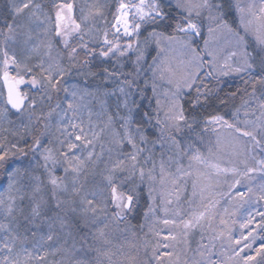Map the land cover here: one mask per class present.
Masks as SVG:
<instances>
[{
  "label": "snow or ice",
  "instance_id": "1",
  "mask_svg": "<svg viewBox=\"0 0 264 264\" xmlns=\"http://www.w3.org/2000/svg\"><path fill=\"white\" fill-rule=\"evenodd\" d=\"M59 9L55 13V36L60 38L65 48H70L69 62L74 66L77 56V48L72 47L69 42V37L74 32H79L81 24L72 20L71 3H61L56 5ZM65 9L67 11H65ZM168 9V10H166ZM41 5L34 0H19L11 4L10 15L11 21L5 19L3 27H0V36L5 41H13L17 44H22L25 48L26 60H18L15 54H9L6 48H0L3 52L2 66H0V79L3 81V88L7 91V105L15 109L17 113L29 111L30 124L25 125L24 135H30L32 142L29 144L25 140L27 151L18 143H13L11 148L16 149L21 155L26 156L28 152L33 155L38 154L42 164L38 166L43 169L42 174H35L29 169H21L20 167H7L10 163V153L7 148L0 145V170H3L7 175L8 190L3 195H0V212L5 218L9 219V223H0V232L5 233L0 237V264H25L31 259L43 260L44 255L41 254L37 245H33L36 249L27 247L28 235L31 231L32 236L37 235V230L47 227L48 233L41 236L44 242L53 241L57 226L60 233L66 234L69 238L73 237V229L80 233L79 251L94 252L93 259L70 257L68 264H164L163 256H171L172 253L158 252L155 248L152 251V259L141 261L137 253L132 252H113L110 248L112 241L109 234L104 230L108 224H104V228L98 227L97 218L108 210V198L105 197L103 203H98V197L105 190V186H100L99 190L94 187L88 190L85 187L86 180L82 182V177L86 178L89 164L94 163L93 157L96 156L94 149L89 150L86 156L78 155L74 149L81 146L89 148L94 145V140L97 133H92L90 139L88 133L81 124H76L69 121L73 129L79 128L78 132H69L67 127L64 128L63 134L65 139L60 140V148L55 152L50 147H45L41 137L45 132L41 130L50 127L48 117L52 112L46 115L41 113L40 116H35L34 123L37 125L33 131L31 124L32 117L36 112L37 102L33 99L29 102L27 93L21 91L20 86L25 83H30L33 88L38 85L43 87L46 92H49L48 99L51 100L50 92H58L61 87V80L66 74V70L60 67L49 64L44 66L43 60L39 63L30 65L27 60L32 59V53H38L39 46H33L30 51L27 50V45L32 39L31 30L22 31L26 26L33 22V18L39 21L41 25L51 24V18L45 14L44 19L40 18ZM205 13L207 15L205 16ZM96 16L103 17V13L99 7H96ZM89 15H93L92 12ZM194 17L203 18L208 21V37L204 36L201 22H198ZM87 18V17H86ZM115 23L111 25L115 29L116 36L114 39L117 43L113 44L109 39L108 32L105 31L103 45H106V50L102 48L100 56L108 58L110 54L126 56L128 53L135 51L137 53L134 61V72L138 75L141 71V61L144 59V47L135 39H129L127 47L120 46V35L129 38H135L142 35V29L148 30V26L152 30L145 37V45L152 42L155 43L158 49L157 56L153 58L154 62L149 65V69L153 74L152 91L156 97V116L155 124L152 125L159 135L157 140L152 142L151 148L147 147V135L141 131L140 126H137V132L134 134L131 127L136 121L132 117V108L129 106L127 94L124 87L119 91L125 94L123 107L128 109L127 115L119 114V119L122 120L121 127L124 129L123 134L114 133V143L121 153L126 151L125 144L131 146L132 151L128 152L125 159L117 157L116 161L108 168L107 172L102 174V180L106 182V188L111 191V204L115 211L112 213V220H126L128 213L132 212L137 206L138 190L137 186L133 185L127 192L119 191L116 181L132 180V177L139 175L140 181L145 179L150 181L149 184V205L145 212V217L151 213L156 215L155 206V183L157 180L161 185L171 183L177 184V181L185 176L192 175L194 166L195 171L200 175H205L209 179L218 178L220 174L232 173L233 176H244L251 179L250 173L260 171L264 173V159L258 160L259 169L245 167L243 171L236 167H222L218 159L212 155V148L209 147L208 154L205 155L200 148V143L205 135L214 133L217 135V143H219V133L217 126L228 128L235 134V138L239 140L241 137H247L254 141L257 146L262 144L261 139H257V129L264 133V93H261L260 98H256L255 84L258 82L264 85V0H119L116 8V13L113 16ZM69 24L71 29L69 30ZM50 30V29H49ZM19 37H23L20 40ZM223 38L227 45L228 55L223 64H220L217 51L213 50L214 46L210 44V40H218ZM80 47L87 48V44L83 42V35L80 37ZM199 39H203L204 47H199ZM178 45L179 50L186 55V59H181L174 67L167 60L160 58V52L167 51L173 46ZM51 48V43L48 45ZM218 47V45H217ZM210 57V59H208ZM235 58V59H234ZM205 65H208L205 68ZM16 68L15 74H12V68ZM34 68L40 69L38 79L32 75L30 79H26V73H32ZM23 69V71H21ZM258 69V70H257ZM229 73H244L247 75L245 84H252L253 91L248 93L249 96L257 99L259 115H256L255 120L239 119L240 109H237L232 114V120L225 118L220 114H203L197 115V109L204 110L207 108V101L212 95V90L208 88V78H215L219 75H228ZM109 75H116L110 73ZM129 75H132L129 73ZM161 80H166L170 86L168 92L164 93L167 103H162L158 86L156 85V77ZM197 81L200 83L198 84ZM136 81L125 79L123 84L129 89ZM147 86V81H145ZM187 89V91H185ZM195 90L197 95L189 102L191 114H187L185 106L181 102L182 96H189ZM65 92H69L68 88H64ZM143 92V90H141ZM2 95V91H0ZM71 96L76 97L77 93L72 91ZM234 95V94H233ZM203 101V103H202ZM223 103V101H221ZM136 105V101H132ZM60 107L59 104L56 106ZM139 107V105H137ZM68 110H72L75 115V107L72 101L68 103ZM52 111H55L53 109ZM257 109L251 104L245 102L244 114L248 117L250 114L255 115ZM8 109H3V114L7 118ZM161 112L163 115H161ZM67 111L61 109L58 116L63 119ZM44 120H41V117ZM145 119L150 124L153 117L149 113L144 114ZM113 122V118L109 117V123ZM143 123V121L141 122ZM241 123L244 125L241 127ZM59 126V121H58ZM188 130V135L185 136L184 130ZM197 129H200L197 132ZM39 133V134H37ZM17 133L13 132V135ZM139 135L140 143L136 141V135ZM192 134H195L192 135ZM22 135L21 138H24ZM74 137V140L72 139ZM80 143H76V142ZM159 142V146H157ZM247 142V141H246ZM66 145L68 151L65 152ZM165 145L167 151L172 153L165 159ZM147 151L148 155H143ZM160 153L158 162L159 172L157 173V161L155 154ZM15 155V153H12ZM143 158V163H141ZM184 159H187L188 165L185 167ZM131 161L128 164L127 161ZM149 163L151 167H148ZM175 165V172L170 171L171 166ZM63 168L64 175L57 174V168ZM125 173L128 175L123 178L118 177L117 173ZM28 177V183H20L19 178ZM239 179H235L231 187L240 184ZM19 184V186H17ZM195 189V184H193ZM176 200L179 201V188L176 189ZM253 189L248 187L247 192L237 191L236 195L243 198L252 193ZM195 192L193 193V195ZM25 199L28 203L24 204ZM258 200H264V183L260 185ZM17 200L20 203H17ZM166 205H172L173 200L167 199L163 201ZM217 201H212L209 204L202 205L203 211L193 210L187 213L186 217L180 208H176L175 216L180 219L164 218L162 223L165 225H175L183 228V235L188 234L197 229L203 228L204 221H208V227L212 228L214 219L212 209L215 208ZM189 204L192 201L189 200ZM170 209L165 207L163 211L168 212ZM51 213V215H49ZM91 214V216H89ZM261 217L260 226L264 227V212L258 213ZM79 220L84 221V227H88L89 231L85 232ZM23 223H21V219ZM93 221L91 226L87 225V221ZM107 219V217H105ZM221 223H225L221 219ZM253 223L249 219L247 223L241 224L242 228H248ZM23 227L24 232L19 229ZM93 229H95L93 231ZM230 231V230H229ZM255 228L249 230L248 235L244 236V241L236 239L234 242L239 246V250L233 249L232 255L228 257L229 261L234 264H264V244L258 248L253 247V241L248 239ZM225 237V232L220 231L218 234L210 237L211 240H218ZM167 239V237H166ZM175 239V237H173ZM229 243L233 238L227 236ZM66 242V241H65ZM17 244L20 245L17 251ZM76 244L72 245L75 249ZM161 247L167 248V244H162ZM201 248L208 251V258L202 262H193V264H222V262L212 260L211 249L209 245L201 244ZM214 247V245H213ZM247 250V251H246ZM242 253H244L242 255ZM204 256V252L198 253ZM123 257L120 259L119 257ZM179 260V257H177ZM184 264H188L187 261Z\"/></svg>",
  "mask_w": 264,
  "mask_h": 264
},
{
  "label": "trees",
  "instance_id": "2",
  "mask_svg": "<svg viewBox=\"0 0 264 264\" xmlns=\"http://www.w3.org/2000/svg\"><path fill=\"white\" fill-rule=\"evenodd\" d=\"M14 2H19V0H0V27H3L5 19L11 21L10 9L11 4ZM40 2H45L46 4L42 5V10L46 12L45 14L50 15L53 12V9L56 5L61 3H74L75 12L74 17L77 22L83 24V34H84V41H88L87 50H89L91 56H95L99 47V39L103 33V31L107 29H111V25L113 22V16L116 13L117 8V0H40ZM173 2H175L173 0ZM243 2H248V0H243ZM37 3V2H36ZM99 7L103 13V17L96 16L95 9ZM86 9H93V15H89V21L84 23L82 17L86 15L88 12H85ZM168 10V9H166ZM201 23L204 25L203 32L204 36L207 35V25L208 21L206 19L201 18ZM112 30V29H111ZM152 30L151 26H148V30L145 31L142 29V35L138 37V42L142 47L147 49V53L145 54V60L141 63V71L137 75L134 72L133 64V57L134 56H127L124 58L119 59L116 63L114 61H107L104 62L103 65H97L96 57H89L84 51H79V56L76 57L74 62V66L70 65L69 62V50H65L63 52L60 51V47L58 43L55 45L56 50L61 58V64L63 68L66 70V74L63 76L61 80V87L62 85L67 86L71 84L77 85L79 88H89L92 86H97L100 88H112L117 87L120 82L115 78L109 76L110 73L116 74H124L127 76L128 79L135 80L136 83L134 84L137 89V93H130L131 96V106L134 110H136L138 117H141L140 121H136L131 127V131L136 134L137 126L139 125L141 131H143L147 135L148 144L147 147L151 148L152 142L157 140V136L159 133L157 130L152 127L155 124L154 117L156 116V97L152 91V82L151 79V70L149 69V65H152L154 60L153 58L157 56V48L156 46L152 45V43L145 45V37L148 36V32ZM47 37L53 41V32L52 30L47 34ZM3 37L0 36V44L2 43ZM200 42H203V39H199ZM198 41V42H199ZM53 57V56H52ZM168 57V54L160 52V58L164 60ZM51 59V58H50ZM49 60V59H48ZM86 60L87 64L83 61ZM258 70V69H257ZM131 73L132 75H129ZM218 79V76L215 78H210L208 80V88L212 90V95L209 97L207 101V108L204 110L197 109V115L207 114H220L225 116V118L232 120V114L237 110L240 109L239 119L243 121L244 119H251L255 120L256 115H259L257 99L249 96L248 93L253 91L252 84H245L244 81L247 79V75L244 73L236 74V73H229L227 76H222V88L218 89V86L215 80ZM152 80V81H151ZM145 81H147V86H145ZM105 83V85H104ZM109 83V84H108ZM199 84V81H197ZM157 84V80H156ZM159 84V85H158ZM157 86L159 89L160 97L163 99V95L161 92H168L170 87L169 84H166V88H163V84L158 82ZM161 85V86H160ZM160 87V88H159ZM256 88V98L261 97V93H264V85L260 83L255 84ZM143 90V92H141ZM161 90V91H160ZM174 90V87H173ZM186 90V89H185ZM234 94V95H233ZM197 95L195 90H192L189 96H182L181 102L185 106V111L187 114H191L190 110V101ZM2 95H0V110L2 113L3 109L8 107L4 104L2 100ZM52 103L58 101V97H53ZM136 101V105L132 104V101ZM223 101V103H221ZM61 102V99L59 100ZM150 102L151 109L146 107V103ZM245 102H248L252 105L253 108H256L255 115H249L248 117L244 114V106ZM46 104L45 108L48 107L47 102H43ZM203 103V101H202ZM37 104H39V100H37ZM139 105V107H137ZM38 110V109H37ZM145 113H149L153 119L149 124L144 117ZM1 115V114H0ZM7 115L10 118H7L6 123L1 122V130H0V142L9 150L10 155L15 153L14 156L20 155L16 149L11 148L13 143H18L21 147H23L22 135L25 133L24 126L27 125V122L22 121L21 119L17 118L18 114L11 112L8 109ZM161 115L162 112H161ZM244 125L241 123V127ZM200 129H197L199 132ZM13 132L17 133L13 135ZM219 133V143H217V135L214 133H209L204 136L203 141L200 143V148L204 152L205 155L208 154L209 147L212 148L213 152L212 155L214 158L218 159V162H222L223 165L227 166H235L240 170H244L245 167L255 168V161L251 157L252 155L249 153V141L247 137H241L239 140L235 138V134H232V130L228 128H222L218 130ZM185 136L188 135V130H184ZM257 139L262 140L261 146L264 148V133L260 132L257 129ZM195 136V134H192ZM26 135H24V138ZM29 139V138H28ZM27 139V142H28ZM136 141L139 144L140 138L139 135H136ZM247 141V142H246ZM25 145V144H24ZM128 146V145H127ZM157 146H159V142H157ZM25 151L27 150L26 145L24 146ZM125 154L123 159L126 157L129 151H132L131 146L126 148L125 145ZM255 155H260L259 151L255 149ZM172 153L167 151V145H165V159H167L168 155ZM143 155H148L147 151ZM155 158L157 161V168L158 162L160 159V153L157 152L155 154ZM28 160V158H26ZM113 161H111L112 163ZM141 163H143V158H141ZM108 165V164H107ZM184 165L187 167L188 161L184 159ZM148 167H151L149 163ZM199 166H194L192 170V175L185 176L177 181L178 184H182L186 188V201L192 199H196V194L193 193L200 191L201 186L203 188L208 186V190L212 191L211 197L216 194H222V201L219 203V208L217 214L214 216V220L212 222V228H198L196 229L190 237L189 240V250L188 254L186 255V261L188 264H193V262H202L208 258V251L204 248H201V244L209 245L211 249V259L215 261L222 262V264H234L233 261H229L228 257L232 255V250L236 249L239 250V246L235 244V240L239 239L242 243H246L243 237L248 235L250 229L255 228V231H252L251 236L248 237L250 241H253V247L258 248L262 244H264V227L260 226L259 222L261 221V217L258 213L264 212V200H258L257 195L259 193L260 185L264 183V176L260 173H252L249 174L251 179L244 176H233V175H226L222 174L218 178L208 179L205 175H200L195 171V168ZM176 166L172 165L170 171L175 172ZM159 169H157V173ZM39 173V172H38ZM0 174H5L0 170ZM42 174V173H40ZM117 173L118 177L123 178L127 176L128 173ZM7 176V175H6ZM138 176V177H137ZM1 179V177H0ZM101 182V178H98ZM207 179L208 183L207 184ZM235 179H239L241 181L240 184L236 185L234 188L231 187ZM22 180V178H21ZM26 180V179H25ZM3 182V181H2ZM23 182V181H22ZM158 182V180H157ZM156 182V183H157ZM25 183V182H24ZM118 185V190L127 192L133 185L137 186L138 190V201L137 206L135 209L129 213L127 219L124 221H113L112 220V208L109 200V190L106 189V183H103L105 186V190L102 192L101 196L98 197L97 202L103 203L104 198H108V210L106 213H102L97 218L98 227L104 228V224L107 223L108 226L104 230L109 234V238L112 241L110 248L113 252H124L127 253L128 245L132 246V252L137 253L141 261L151 260L152 259V251L155 248L158 252L172 253L171 256H163L162 259L164 264H174L171 260L174 259L173 251L175 250V245L177 248H182V244L184 242L181 236V229L180 233L175 225L169 224L165 225L162 223L164 218H170V215L167 213L162 212L163 202L168 199V196L165 193L161 192V188H157L155 183V206H156V215L153 216L151 213L147 217H145V212L148 209L149 201V184L151 183L147 179L143 182L140 181L139 175L132 177L130 181H124L121 183V180L118 179L116 181ZM193 184H195V189L193 188ZM217 184L218 186H214ZM164 186V185H163ZM174 186L170 182L168 183L167 189ZM217 187V188H216ZM248 187L253 189L252 193L246 195L243 200L239 196L236 195L237 191L247 192ZM99 190V187H96ZM160 189V190H159ZM176 190L177 187H174ZM171 190V188L169 189ZM192 196V197H190ZM20 203V202H19ZM28 201L25 199L24 204H27ZM202 204V203H201ZM202 206V205H201ZM197 208V207H196ZM49 215H51L49 213ZM90 216V215H89ZM107 217V219H105ZM145 218V220H144ZM101 219V221H100ZM221 219L224 220L225 223H221ZM249 219H252L253 223L248 226V228H242L241 224L247 223ZM105 221V223L102 222ZM93 221H87V225L91 226ZM83 227L85 232L89 231L88 227H84V221L81 220L80 223ZM43 227L40 230H45ZM95 229H93L94 231ZM230 230V231H229ZM21 233L24 232V228L19 230ZM220 231L225 232V237L215 240L214 247L210 241V237L218 234ZM176 234V237L174 236ZM231 235L233 238L232 242L229 243L227 240V236ZM167 237V239H166ZM175 237V239H173ZM76 247L75 249L72 248L73 244L69 246V253H60V255H55L52 257L54 262L58 261V264H68L70 257L77 256V258H84V259H93L95 256L94 252H83L79 251V239L80 233H78L75 229H73V237ZM162 244H167L168 247L164 248L161 247ZM181 245V246H179ZM247 251V250H246ZM204 252L205 255L201 256L198 253ZM244 253H242L243 255ZM60 256V257H59ZM123 259V257H119ZM60 259V261H59ZM155 264V262H153ZM178 264V263H175ZM243 264V261L240 262Z\"/></svg>",
  "mask_w": 264,
  "mask_h": 264
},
{
  "label": "rangeland",
  "instance_id": "3",
  "mask_svg": "<svg viewBox=\"0 0 264 264\" xmlns=\"http://www.w3.org/2000/svg\"><path fill=\"white\" fill-rule=\"evenodd\" d=\"M34 2L35 3L37 2V4L41 5L40 18L43 20L46 12H44V10H42V8H43L42 5L46 4V3L45 2L41 3L40 0H34ZM193 2L195 3L196 0H193ZM118 3H119V0H117V6H118ZM71 4L73 5V9H72V13H71L72 20H74L76 23H79L76 21V19L74 17V12H75L74 3L72 2ZM58 10L59 9L57 7H55L53 9V12L50 15L46 14L48 17L51 18V24L45 23V24L41 25L39 23V21H36L33 18V22L30 25L26 26L25 29L22 30V31H28L29 29L31 30L32 39L29 41V43L27 45L28 51H30L33 46H37V45L39 46L38 53H32V59L27 60V63H29L30 65L39 63L41 60H43L45 67H48L49 64H52L54 66L56 64H59L60 67H63V65L60 62L61 58H60V56H58L59 55L58 53H60V51H62V50H63V52L65 50H69L70 48H65L63 43L60 42V38L55 36V31H54V29H55V13ZM92 10L93 9L84 10L85 12H88L86 15H84L82 17L84 23H87L89 21V19H90L89 13L92 12ZM65 11H67V10L65 9ZM206 15H207V13H205V16ZM194 19H196L198 22H201V18L194 17ZM113 22L115 23L114 20H113ZM79 24H81L80 31L72 33V35L69 37V42H70L72 47L77 48V56L76 57L79 56V51H84L86 54H88V58H89L90 57L89 50H87V48L80 47V44L82 42L80 39L81 35H83V42L86 43L87 46L89 43H88V41H84L85 39H84V34H83V24L82 23H79ZM70 29H71V24H69V30ZM111 29H112V27H111ZM111 29L110 30L107 29L105 31L108 32L109 39L112 40L113 44H115V43H117V40L114 39V37L116 36V32H115L114 28H113V30H111ZM51 30L53 32L54 43L52 42V40H50L47 37V34ZM105 31H103V33L99 39V47H98L99 51L97 53H95V56L93 57V58L96 57L97 65H100V64L103 65L104 62L111 61V60L114 62L115 61L117 62L119 59L127 57L129 55L134 56L132 59H133V61H135L136 55H137V53L135 51L130 52L126 56H123V57L119 56L118 54L117 55L110 54L108 58L100 56V51L102 50V48L105 50L107 48L106 45H103V38H104ZM206 37H208V31H207ZM19 39L23 40L24 38L19 37ZM129 39H135L138 41V37L129 38V37L123 36L121 33L120 39H119L120 46L121 47H127L126 42ZM49 43H51V48L48 47ZM57 43L60 47L59 52L55 48V45ZM210 44L214 46L213 50L217 51L220 64H223L225 58L228 55L227 45L225 44L223 38L221 37L218 40H210ZM152 45L156 46L154 42H152ZM217 45H218V47H217ZM199 47L201 49L204 47V41L203 42L199 41ZM0 48H6V50L9 52L10 55L15 54L18 60H21V61L26 60L25 48L22 44H17V43H14L13 41H10V40L5 41L3 38L2 43L0 44ZM165 52H166V55L168 54V57L165 58L164 60H167L168 62H170L174 67L179 63V61L181 59H186V55L179 50L178 45H175V46H173V48H171L167 51H163L161 53H165ZM146 53H147V49L144 48V59L143 60H145V57H146L145 54ZM3 59H4L3 52H0V66H2ZM208 59H210V57H208ZM143 60L141 61V63L143 62ZM83 62L85 64H87L86 60H84ZM132 66L134 67V62L132 64ZM207 67H208V65H205V68H207ZM16 71H17V69L13 67L12 68V74L14 75ZM21 71H23V69H21ZM25 75H26V79H30L32 75H35L38 79H42L40 76V69L39 68H34L32 73H26ZM151 75H152L151 79L153 80L152 72H151ZM109 76L112 78H115L116 80H118L120 82V84L117 87H114L115 89H112V88L109 89L107 87H106V89H104L105 87L100 88L97 86H92V87H90V89L84 88V87L79 88L75 84H71V85H67V86L62 85V89L60 91L50 92L51 100L48 99L49 92H46V90L43 87H41L40 85H38L36 88H33L30 83L22 84V90L21 91L28 94L30 102L33 99L35 101L39 100V104H37L36 112L32 117L33 123L31 124V127H32L33 131H35V128L37 127V125L34 123L35 116H40L41 113H44L46 115L48 112H50V111L52 112L51 116L48 117V120L50 121V127L45 130L42 128V125L40 126L41 130L45 132V135L43 137H41L45 147L52 148L54 152L56 149H59L60 148L59 141L65 139V135L63 134V130L65 127H67L69 132H74V131L78 132L79 131V128L73 129L71 127V125L69 124V121H73L76 124L82 123V125L85 129V132L88 133V136L90 139L92 138L93 132L98 134L94 140V145L89 146V148H84V146L81 144V146L79 148L74 149V151L78 155H81V156H86L87 152L89 150H92V149H94V151L96 153V156L93 157V160L95 162L89 164V168H88L86 178L82 177V182H84L86 180L85 187L88 190H92L94 187H97V186L98 187L104 186L103 183H106V182H104L102 180V174L107 172L108 168H110L111 165L116 161L117 157H119L120 159H123L124 154H125V152L121 153L119 151V149L117 148L116 144L114 143V133L119 132V133L123 134V131H124V129L121 127L122 120H120L119 116H118L117 105L118 104L120 105V107H119V114L120 115H127V112H128V109L123 107V102L125 100V94H122L119 91V89L121 87H124L125 93L127 94V100H128L129 106L131 108H132V106H131L130 101L132 99H131L129 92L134 93V94L137 93V89H136V86L134 84L131 87V89H129L127 85L123 84V81L127 78V76H125L124 74H116V75H109ZM222 76L225 77V75H219L218 79L215 80L217 86L219 85L218 89L222 88ZM210 78H208V80ZM156 80H157V84L159 82V83H162L164 85L163 88L164 87L166 88V84L168 85L166 80H161L158 76L156 77ZM104 85H105V83H104ZM1 88H2V86H1V82H0V91L2 90ZM64 88H68L69 92H65ZM72 91H75L77 93L76 97H73L70 95V93ZM185 91H187V89ZM164 93L165 92L163 90L161 92V94H164ZM53 97H58L59 100L61 99V102H59V100H58V101H55V103H52L51 101L54 100ZM161 100H162V103H167V99L164 95H163V99L161 98ZM45 101L48 104L47 108H45L46 104L43 103ZM69 101H72L74 104L75 115L73 114L72 110H68ZM57 104L60 105L59 108L56 107ZM146 107L148 109H151L150 102L146 103ZM53 109H55V111H52ZM61 109H64L67 111V114L63 117V119H61V117L57 115V113L61 112ZM132 110H133L132 111L133 119L141 122V117L140 116L138 117L136 110H134L133 108H132ZM29 111H24L22 113H18V116H17V118L21 119L22 121H25V123L27 122V125L30 124ZM0 112H1V110H0ZM0 114H1L0 115V130H1V125H2L1 122L4 120L3 122L6 123L7 118H10V117L7 115V118H5L3 111ZM109 117L113 118V122L111 124L109 123ZM41 120L42 121L44 120L43 116L41 117ZM58 121H59V126H58ZM221 129H222L221 127L217 126V131L221 130ZM37 134H39V133H37ZM27 139H28L29 144L32 142V137L30 135H26V137L22 138V140H21V141H23V147L25 146L24 145L25 140H27ZM72 139L74 140V137ZM248 141H249V147H250L249 153L252 155L251 157H253L252 159H254V161H255V169H259L260 164H258L257 161L264 159V148L261 145L257 146L255 144V142L251 141L249 138H248ZM76 143H80V142L77 141ZM0 145H2L1 142H0ZM128 146L126 145V148H128ZM255 149H257L259 151L260 155H258V156L255 155V151H256ZM63 150L65 152L68 151L66 145L64 146ZM129 152H131V151H129ZM26 158H28V160H26ZM9 159H10V163H9V165H7V167H9V168L20 167L22 170L27 168L35 174H40L43 172V169L38 166L39 164L43 163V161L40 160L38 154L33 155V153H31V152H28V154L26 156L21 155V154L18 156H14L11 154L9 156ZM111 161H113V162L111 163ZM127 163L131 164V161L129 160V161H127ZM219 163L221 164L222 167H228V168L235 167V166L223 165L222 162H219ZM157 169H159V168H157ZM238 170H240V169H238ZM56 171H57L58 175H61V176L64 175L63 168L58 167ZM2 172L4 173L3 170H2ZM125 173H127V172H125ZM125 173H124V175H126ZM252 173H260L264 176V173H261L260 171H255ZM252 173H250V174H252ZM137 175H138V173H137ZM226 175H233V174L227 173ZM219 176H222V174H220ZM0 177H1V179H0V195H3L8 190L7 176H6V174H5V176H3V174H0ZM98 178H101V182L99 181ZM19 179H20V183H22V184L28 183V177L27 176L23 177L22 180H21V178H19ZM208 179H207V184L209 185ZM156 185H157V188H161V192L165 193V195L168 196V199L173 200L172 205H166L162 201L163 202V206L161 208L162 212L170 215V219H177V220L180 219L179 217L175 216L176 208H180L186 217L187 213H189L193 210L203 211L204 209L201 205L209 204L212 201H217L215 208L212 209L213 216H215L218 212V208L220 207L219 203L222 201V194H216V192H215L214 196L211 197V194H213V192L208 190L207 185L205 188H203L201 186L200 191H198V193L196 191V193H195L196 197H194L196 199L190 198V200L192 201L191 205L189 204V200L186 201L187 200L186 199V193L187 192H186V188L184 185L177 183L176 185L170 187L171 190H169L170 188L167 189L168 183L163 186L158 181L156 183ZM17 186H19V184ZM214 186H218V185L214 184ZM154 187H155V185H154ZM174 187L179 188V195H180L179 201L176 200L177 191L174 189ZM110 197H111V191L109 190V200H110ZM190 197H192V196H190ZM19 202L20 201L17 200L18 204H19ZM110 204H111V200H110ZM110 206L112 208V211L114 212L115 211L114 206L112 204ZM165 207H167L170 210L168 212L163 211V209ZM89 215L91 216V214H89ZM128 215H129V213H128ZM76 218L79 220L78 216ZM20 219H21V223H23L22 218H20ZM144 220H145V218H144ZM89 221H90V219H89ZM100 221H101V219H100ZM120 221H124V220H120ZM79 222L81 223V220H79ZM102 222L105 223L104 220H102ZM0 223H9V219L5 218V216L3 215L2 212H0ZM203 224H204L203 228L208 229V221L207 220L204 221ZM176 228L178 230V233H180V229H181V236H182L184 242L182 244V248H177L176 245L174 246L175 247V250L173 251L174 259L171 261L174 264L175 263L184 264V262L186 261V257H187L186 255L188 254V250H189V240H190L191 234L196 229L191 231L188 234V236L185 237L183 235V231H184L183 228L182 227H180V229L178 227H176ZM20 229H23V227H21ZM44 229H45L44 231L43 230H37L36 236H32L31 231H29L27 233V235H28L27 247L30 249H33V251L35 252L36 249L33 247V245L34 244L37 245L41 254L44 255V259L43 260H36L33 258L31 260L26 261L25 264H58V261L54 262V259H52V257L55 255H60V253H65V252L69 253V249H68L70 247L69 245L74 244V240L72 238H69L64 233H60L59 226H57V229H56V233H58V234L54 235L53 241L44 242L41 240V236L42 235L46 236V234L48 233L47 227ZM3 235H5V233L0 232V237H2ZM174 236L176 237V234ZM210 241H211V239H210ZM212 242L213 243H211V244L214 245L215 240H212ZM179 246H181V245H179ZM19 248H20V245L17 244V251H19ZM127 250H128L127 252H132V246L128 245ZM49 254L52 255V257L48 256ZM177 257H179V260H177ZM59 261H60V259H59Z\"/></svg>",
  "mask_w": 264,
  "mask_h": 264
},
{
  "label": "bare ground",
  "instance_id": "4",
  "mask_svg": "<svg viewBox=\"0 0 264 264\" xmlns=\"http://www.w3.org/2000/svg\"><path fill=\"white\" fill-rule=\"evenodd\" d=\"M90 56H91V55H90ZM91 57H93V56H91ZM1 89H2V90H1V91H2V96H1V97H2V100H3L4 104H5L6 106H8L7 103H6L7 99H6V94H5L4 88L2 87ZM29 102H30V101H29ZM36 102H37V100H36Z\"/></svg>",
  "mask_w": 264,
  "mask_h": 264
},
{
  "label": "water",
  "instance_id": "5",
  "mask_svg": "<svg viewBox=\"0 0 264 264\" xmlns=\"http://www.w3.org/2000/svg\"><path fill=\"white\" fill-rule=\"evenodd\" d=\"M1 84H2V87H3V81H2V79H1ZM20 87H21V86H20ZM4 91H5L6 99H7V91H6V89H4ZM8 107H9L11 110H13V111L16 112V110H15V109H12L10 105H8Z\"/></svg>",
  "mask_w": 264,
  "mask_h": 264
}]
</instances>
